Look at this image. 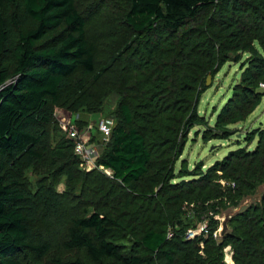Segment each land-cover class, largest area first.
<instances>
[{
    "label": "trees",
    "instance_id": "obj_1",
    "mask_svg": "<svg viewBox=\"0 0 264 264\" xmlns=\"http://www.w3.org/2000/svg\"><path fill=\"white\" fill-rule=\"evenodd\" d=\"M78 2L0 0V264H227V247L233 264H264V194L223 234L217 217L264 184V127H239L264 97V0ZM97 15L105 59L88 38ZM228 63L240 76L211 125L200 101ZM113 98L97 159L109 177L81 169L55 113L93 136L84 115ZM198 126L246 145L190 168Z\"/></svg>",
    "mask_w": 264,
    "mask_h": 264
},
{
    "label": "rangeland",
    "instance_id": "obj_2",
    "mask_svg": "<svg viewBox=\"0 0 264 264\" xmlns=\"http://www.w3.org/2000/svg\"><path fill=\"white\" fill-rule=\"evenodd\" d=\"M94 5L92 8L93 14L97 13L105 4L107 3H116L117 0H93ZM91 0H79L80 7H85V10L89 12ZM88 38L92 43L98 44L99 51L98 57L100 59H105L108 57L107 52L104 50L105 43L107 41L106 37V27L102 22L101 15H97L91 18L88 26ZM239 66L234 63L226 64L220 72H218L217 76L213 84L210 88L202 95V99L200 101L199 110L200 114L206 118V120L213 125L215 123L216 117L220 109L223 107L225 102L231 95V86L233 83L239 78ZM115 105V98L107 101L106 107L103 112L92 114L89 113L84 115L85 119L88 120V126L91 127V131L94 133L93 136L90 133V130H86V126L81 127L80 132L84 134L87 132L90 135L88 140L91 142L93 137L95 136V142L102 147L105 140L98 130V123L101 119H109L112 122V125L115 123V119L113 115H111V111L113 110ZM56 119L59 122V126L62 129V121L64 119H69V116L75 121V118H81L82 115L79 113H72L64 108H58L55 113ZM61 122V123H60ZM242 129V132L245 133L249 128H257L264 127V97L262 99L261 104L256 108L254 113L250 116V118L243 124L239 126ZM204 128L203 127H195L192 132H190L188 142L185 146L184 153L182 155L181 160L186 159L189 163L190 168H193L197 163L204 162L205 167L212 165L216 160L222 159L230 150L238 148L236 144L237 139H239L242 143V146L246 145L244 140L245 136L239 133L235 136H232L230 140H216L212 139L208 142H205L201 134H199ZM197 131V132H196ZM198 133V134H197ZM87 138V136H86ZM255 144L250 145V148H253ZM80 167L82 170H87V166H83L80 160ZM180 167V162L178 163V168ZM107 175V174H106ZM109 176V175H107ZM110 177V176H109ZM35 177H32V180H35ZM65 188L64 179L58 185V190L62 191ZM264 194V184L261 185L257 192L251 196L245 197L241 203L235 208H229L225 210L222 214L218 215V219L220 220V227L218 229L219 233H221L223 229V223L228 221L231 216L236 214L238 211L244 209L248 205L258 202L261 200ZM66 256H70L68 253ZM225 259L227 264H233L232 260V252L231 248L227 247L225 249Z\"/></svg>",
    "mask_w": 264,
    "mask_h": 264
},
{
    "label": "built area",
    "instance_id": "obj_3",
    "mask_svg": "<svg viewBox=\"0 0 264 264\" xmlns=\"http://www.w3.org/2000/svg\"><path fill=\"white\" fill-rule=\"evenodd\" d=\"M261 86L264 88V83H262ZM61 124L63 131L74 141V150L80 158L82 165L87 166V170L98 168L105 174L113 177L112 171L109 168L104 165H98L97 159L100 156V146L97 143H91L88 140L90 135L87 132L82 134L71 116H69V119L67 120L64 119ZM112 128L113 125L109 119H101L98 123V130L105 142L109 140ZM201 229L202 227L195 232H199ZM193 233L194 232H192V235H194Z\"/></svg>",
    "mask_w": 264,
    "mask_h": 264
},
{
    "label": "water",
    "instance_id": "obj_4",
    "mask_svg": "<svg viewBox=\"0 0 264 264\" xmlns=\"http://www.w3.org/2000/svg\"><path fill=\"white\" fill-rule=\"evenodd\" d=\"M211 83H212V76L209 75L208 78H207V85H211ZM183 144H184V141L182 142L181 148H182ZM226 228H227V223L224 222L223 223V229L221 231V234H223L225 232Z\"/></svg>",
    "mask_w": 264,
    "mask_h": 264
},
{
    "label": "crops",
    "instance_id": "obj_5",
    "mask_svg": "<svg viewBox=\"0 0 264 264\" xmlns=\"http://www.w3.org/2000/svg\"><path fill=\"white\" fill-rule=\"evenodd\" d=\"M93 133V132H92Z\"/></svg>",
    "mask_w": 264,
    "mask_h": 264
}]
</instances>
